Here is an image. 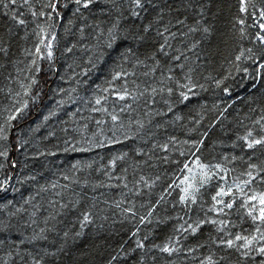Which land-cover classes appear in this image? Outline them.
Here are the masks:
<instances>
[{
    "label": "trees",
    "instance_id": "obj_1",
    "mask_svg": "<svg viewBox=\"0 0 264 264\" xmlns=\"http://www.w3.org/2000/svg\"><path fill=\"white\" fill-rule=\"evenodd\" d=\"M84 2L0 0V264H264V0Z\"/></svg>",
    "mask_w": 264,
    "mask_h": 264
},
{
    "label": "snow or ice",
    "instance_id": "obj_2",
    "mask_svg": "<svg viewBox=\"0 0 264 264\" xmlns=\"http://www.w3.org/2000/svg\"><path fill=\"white\" fill-rule=\"evenodd\" d=\"M76 2H77V4H80L81 0H76ZM92 2H93V0H85L83 6H84V7H88V5H89L90 3H92ZM136 6H137V7H142L140 0H136ZM244 10H245L244 8H241V11H244ZM261 15L264 16V13H261ZM21 23H23V21H21ZM260 27H261L262 29H264V24H261ZM260 39H261L262 41H264V36H261ZM185 98H187V97H185ZM121 99H123V97H121ZM97 103H99V101H97ZM115 119H116V117L113 116V120H115ZM260 142H261V141H256V143H260ZM251 146H252V145H249V147H251ZM182 199H183V197H182ZM253 199H255V197H253ZM260 203H261V205H264V197H261V198H260ZM228 207H231V205H228ZM84 219L87 220L88 217L85 216ZM260 220H261V221H264V207H262V208L260 209ZM236 239H237V240H240L241 237L237 236ZM249 243H250V241H249ZM232 244H233V241L229 240V241H228V245H229V246H232ZM164 250L167 251L168 249L165 248ZM260 251H261V252H264V248L260 249Z\"/></svg>",
    "mask_w": 264,
    "mask_h": 264
}]
</instances>
